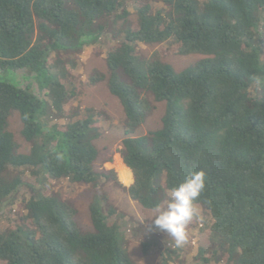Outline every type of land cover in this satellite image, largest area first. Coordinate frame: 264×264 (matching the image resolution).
Returning <instances> with one entry per match:
<instances>
[{"label": "trees", "instance_id": "16d2710c", "mask_svg": "<svg viewBox=\"0 0 264 264\" xmlns=\"http://www.w3.org/2000/svg\"><path fill=\"white\" fill-rule=\"evenodd\" d=\"M118 22L107 74L94 70L86 84L107 81L122 106L118 152L133 182L126 187L113 171L105 177L153 210L203 171L194 207L215 240L211 251L199 248L195 264H264V0H0V71L26 70L43 92L0 78V264H135L111 220L121 214L104 198L91 202L92 230L83 231L78 209L52 187L101 177L95 142L109 116L76 105L84 95L79 62L61 55L81 52ZM139 44L156 49L145 54ZM194 55L181 70L165 61ZM144 93L165 110L158 129L134 137L154 109ZM14 114L25 152L9 130ZM22 188L31 191L24 212L7 210ZM142 250L162 264L179 257L174 246L161 252L145 241Z\"/></svg>", "mask_w": 264, "mask_h": 264}, {"label": "rangeland", "instance_id": "374dc122", "mask_svg": "<svg viewBox=\"0 0 264 264\" xmlns=\"http://www.w3.org/2000/svg\"><path fill=\"white\" fill-rule=\"evenodd\" d=\"M160 6L159 3L156 7ZM128 11L132 9L128 8ZM134 21V15L127 17ZM121 22H118L115 28L103 33L97 42L86 45L79 53H67L61 55L63 59L76 58L79 62L77 71V79L80 85L84 88V95L76 105L81 109L85 107H95L105 109L109 119L101 123V136L96 140L95 146L98 149V157L94 163V170L101 175L94 185L87 184H69L66 180L53 181V190L62 198L71 201L78 209L76 220L83 231H91L92 225L89 216V206L96 196L105 199L106 203L111 206L121 218L116 219L115 215L111 220H117L120 226V239L123 246L128 250L131 259L135 264H162L160 256L145 255L142 250V243H155L161 252L169 246H174V241L165 232L153 227V219L155 213L153 210L144 209L136 202L132 201L127 192L117 185L111 178L105 176L113 171L117 178L126 187L133 182L131 174V182L126 183L122 180L119 171V165L125 166L120 155L121 141L124 137V114L122 106L116 97L110 94L107 88V81L98 83L95 86H88L86 79L94 70H99L107 74L105 65L106 52L110 46L121 39L116 36V31L119 30ZM138 49L145 54H152L156 46L139 44ZM200 57L197 55L187 57H169L165 61L170 63L176 70H181ZM30 74L26 70H8L0 71V78L6 79L20 87L30 85L31 90L41 95L43 92L39 89L34 79L30 80ZM33 78V77H32ZM143 96L149 99L154 106L151 114L148 115L145 122L134 132L133 136H143L150 131L158 129L161 126V117L165 110L164 103L155 102L151 94L144 93ZM21 123L19 116L14 114L9 122V130L13 132L17 141L21 145V151H27V146L20 136ZM126 167V166H125ZM130 172V170H129ZM131 173V172H130ZM31 191L27 188H22L13 203L7 205V210L12 209L16 213L24 212L22 206L23 198L28 199ZM165 202V201H164ZM197 219L195 224L188 226V243L183 248H174L179 251L177 259H168V264H195V257L199 248L211 251L215 237L209 232H203V225L207 221L206 214L203 209L196 207ZM208 264H223V262L215 263L211 261Z\"/></svg>", "mask_w": 264, "mask_h": 264}, {"label": "clouds", "instance_id": "9594fccd", "mask_svg": "<svg viewBox=\"0 0 264 264\" xmlns=\"http://www.w3.org/2000/svg\"><path fill=\"white\" fill-rule=\"evenodd\" d=\"M252 79L256 85L261 84V77L254 76ZM205 184L203 171L191 172L182 182L169 189L165 202L153 207V227L170 236L176 248H183L188 243L187 228L197 215L194 202L204 191Z\"/></svg>", "mask_w": 264, "mask_h": 264}, {"label": "bare ground", "instance_id": "6f19581e", "mask_svg": "<svg viewBox=\"0 0 264 264\" xmlns=\"http://www.w3.org/2000/svg\"><path fill=\"white\" fill-rule=\"evenodd\" d=\"M120 176L122 180H126V183L131 182V173L129 169L125 166L119 165Z\"/></svg>", "mask_w": 264, "mask_h": 264}]
</instances>
